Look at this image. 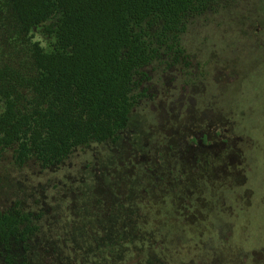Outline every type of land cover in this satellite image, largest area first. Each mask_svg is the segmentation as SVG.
I'll use <instances>...</instances> for the list:
<instances>
[{
    "label": "rangeland",
    "instance_id": "1",
    "mask_svg": "<svg viewBox=\"0 0 264 264\" xmlns=\"http://www.w3.org/2000/svg\"><path fill=\"white\" fill-rule=\"evenodd\" d=\"M180 47L136 76L116 142L50 169L2 154L0 213L40 218L32 264H264V0H213Z\"/></svg>",
    "mask_w": 264,
    "mask_h": 264
},
{
    "label": "trees",
    "instance_id": "2",
    "mask_svg": "<svg viewBox=\"0 0 264 264\" xmlns=\"http://www.w3.org/2000/svg\"><path fill=\"white\" fill-rule=\"evenodd\" d=\"M212 2L0 0V159L13 149L18 166L50 169L80 147L116 142L143 97L136 76L183 52L187 18ZM38 26L55 37L52 50ZM39 219L18 202L0 213V264H32Z\"/></svg>",
    "mask_w": 264,
    "mask_h": 264
}]
</instances>
